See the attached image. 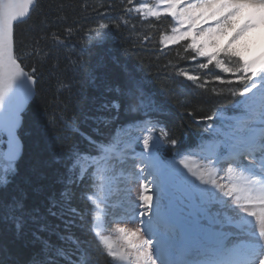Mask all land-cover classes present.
<instances>
[{
	"label": "snow or ice",
	"instance_id": "1",
	"mask_svg": "<svg viewBox=\"0 0 264 264\" xmlns=\"http://www.w3.org/2000/svg\"><path fill=\"white\" fill-rule=\"evenodd\" d=\"M159 2L163 5L162 11L142 4L137 6L138 0L137 4L127 0V7L114 18L115 23L91 28L89 39L93 34L97 40L101 39L105 35L101 29L127 27V22L133 20V11L143 12L157 22H161L162 15L170 17L169 23L174 21L175 26L171 28V35L161 37V46L187 42L186 50L190 49L193 54L191 61L196 63L197 57L204 58L198 62V67L208 71L195 73L188 67L168 66L178 77L204 91H207L209 76L221 85L233 82L241 85L242 112L219 130L214 124L205 125V131L215 133L209 140L212 155L199 158L206 163H200L199 159L192 163V149L196 145L176 149V138L160 118L165 111L163 101L150 95L140 79L126 73L123 85L114 88L105 85V91L114 92L115 96L100 97L95 114L86 112L77 120L68 117L65 110L63 119L54 116L45 121L44 128L48 130L59 120L66 134L60 137L63 143L51 152V164L57 166L56 182L62 188L48 195L47 207L41 212L39 208L26 206L28 193L15 183L22 155V144L18 143L16 133L40 78L39 67L27 61L43 56V50L29 51L27 45L18 42L16 30L31 18L39 0H0V132H7L9 137L6 164L0 174V221L11 220L17 239L30 236L25 246L34 249L27 260L20 261L6 246L0 245V264H94L92 254L71 230L75 219L81 215V210L73 203L75 190L85 186L80 199L91 205L90 211L94 214L100 203L96 189L105 179H118V173L129 164L128 157L133 158L132 163L139 159L143 165L136 174L140 181V211L134 216L140 219L130 221L137 225L134 228L117 226L118 240L100 231L93 232L97 253L110 258L107 264H264V130L259 137L253 131L257 118L264 129V55L247 60L231 49V43L220 49L213 39L239 18H243L244 23L232 41L264 25V0ZM209 19L216 21L215 26H199L200 21ZM66 31L71 36L74 26H68ZM50 38L55 44L64 43L57 33H52ZM233 58H236L235 64L229 66ZM86 69L85 62H72V79L66 85L70 92ZM86 74L98 88L96 77ZM81 95L77 92V99ZM122 108L131 118L117 123ZM187 114L193 115L191 111ZM216 118L217 114L213 113L202 119ZM89 121L95 127L85 131L81 124ZM102 127L111 131L102 132ZM126 129H135L138 134L129 133L126 139L119 138L118 133ZM165 140L176 149L171 158L162 151ZM84 157L89 159L87 169L80 167ZM226 212L229 214L224 215ZM252 218L259 229L258 239L254 241L247 240L244 232ZM233 219L239 232L226 230ZM28 222L34 227L26 231ZM119 223L122 222L117 221Z\"/></svg>",
	"mask_w": 264,
	"mask_h": 264
},
{
	"label": "trees",
	"instance_id": "2",
	"mask_svg": "<svg viewBox=\"0 0 264 264\" xmlns=\"http://www.w3.org/2000/svg\"><path fill=\"white\" fill-rule=\"evenodd\" d=\"M134 4H137V0H134ZM139 4L153 9L158 7L156 0H138L137 6ZM126 7L127 0H39L31 18L16 30L17 41L27 45L29 51L33 48L38 53L43 50V56L37 55L27 61L39 67L40 78L35 87L34 98L22 114L23 123L18 130L22 155L17 164L19 174L15 177V183L27 191L26 206L30 209L39 208L44 212L48 195L62 188L56 182L57 166L51 164V152L55 146L63 143L60 137L66 133L59 120L45 130V121L54 116L63 119L65 110L68 117L77 120L82 119L86 112L95 114L94 109L100 103V97L111 99L115 96L114 92L105 91V85L113 88L123 85L126 73L140 79L150 95L163 101L165 111L160 118L176 138V149L195 144L193 152L203 149L209 143L212 132L205 131V125L214 124L219 127L222 121L218 117L212 121H204L203 117L213 113L236 117L242 112L241 85L235 82L221 85L209 76L206 78L209 81L205 86L207 91H204L194 88L185 78L178 77L174 69L168 66L188 67L195 73L208 71L198 67V62L204 58L197 57L196 63L191 61L193 54L190 49L186 50L187 42L181 41L178 45L166 48L161 46V37L171 35V28L175 26L174 21L169 23L170 17L162 15L161 22H157L156 18L144 16L143 12L137 14L133 11V20L127 22V27L101 29L105 33L101 39L97 40L94 34L89 39L91 28L104 23L114 24V18L120 16ZM68 26H74L71 36L66 31ZM52 33L59 34L64 43L55 44L50 38ZM235 59L229 66H234ZM73 61L86 63V73L96 77L98 88L91 83L86 73H82L72 91L67 89L66 85L73 75L70 71ZM77 92L82 94L79 99ZM93 98H96L95 103L92 102ZM189 111L192 116L187 114ZM130 118L122 108L117 123ZM196 121H200L199 124ZM81 127L90 131L95 125L89 121L81 124ZM101 131L107 133L111 129L102 127ZM121 133H118V137ZM3 149L0 147V174L6 164ZM176 149L165 140L162 151L166 156L171 158ZM85 160L89 161L84 157L80 161L81 168ZM34 188L42 191L34 192ZM85 190V186L75 190L76 199L73 203L81 210V215L75 219L71 230L92 254L94 264H107L110 258L97 253L96 238L93 235L98 210L96 208L93 214L90 211L91 205L80 199L81 192ZM96 191L98 194V188ZM49 219L56 223L53 218ZM33 227L31 222L25 225L26 231ZM28 239L30 236L17 239L11 220L0 221V245L6 246L20 261L27 260L34 251L25 246Z\"/></svg>",
	"mask_w": 264,
	"mask_h": 264
},
{
	"label": "rangeland",
	"instance_id": "3",
	"mask_svg": "<svg viewBox=\"0 0 264 264\" xmlns=\"http://www.w3.org/2000/svg\"><path fill=\"white\" fill-rule=\"evenodd\" d=\"M156 1L158 5L156 9H161L162 11L163 5L160 4L159 0ZM243 23V18L236 19L233 21V25L231 28L224 29L223 34L214 36L213 39L215 40L218 48L223 49L224 47L229 46V44L231 43V49L239 52L241 56L247 60H252L261 55H264L260 49L258 50L256 43L252 40L254 39V35L252 32L253 30L246 32L235 41H232V37L235 35V32L239 30ZM209 24L215 26L216 21L209 19L207 20V22H205L202 20L200 21L199 26L206 28ZM243 102L244 97L241 101L242 110ZM217 117L222 121V125L217 127L218 130L230 124L232 122V118H234L227 117L224 114H218ZM262 130L264 129L261 128L260 122L257 118V122L253 130L254 134L259 137ZM129 133L132 135L138 134L135 129H126L123 133L120 134L119 138L126 139ZM157 134L159 133L157 132ZM214 135L215 133L212 132V138L214 137ZM3 153L5 154L4 149ZM193 153V159L192 161H190L192 163H195V161L201 157L212 155V153L209 151V143L206 144L203 149L194 151ZM132 159V157H128L129 163L132 162ZM199 162L206 163L207 161L205 159H199ZM135 163H137V165L133 167L129 175L124 176L123 171H121L118 173V179H105L98 186L100 203L97 206L98 215L96 224L94 226V232L100 231L111 236L113 240H118L119 236L115 232V228L117 226L126 228H134L137 226L135 223H132L130 221L132 219H140L138 216H134V213H138L140 211V208L138 207V192L140 181L138 180L136 174L140 172V169L141 167H143V165L140 163L139 159H136ZM88 166L89 161L85 160L82 162L83 169H87ZM258 167L259 165H257V168ZM108 211H111V213L107 215ZM112 212H114L115 214V218L113 217L114 219L110 218ZM228 214L229 213L227 212L224 213V215ZM144 219L147 218L145 217ZM117 221H121L122 223L117 224ZM226 230L232 233L240 231V229L236 227L235 219H233V224L231 225V227L226 228ZM258 230V224L255 222V219L252 218V223L244 229V232L246 234L245 238L247 240L253 241L258 239Z\"/></svg>",
	"mask_w": 264,
	"mask_h": 264
},
{
	"label": "bare ground",
	"instance_id": "4",
	"mask_svg": "<svg viewBox=\"0 0 264 264\" xmlns=\"http://www.w3.org/2000/svg\"><path fill=\"white\" fill-rule=\"evenodd\" d=\"M253 35L254 39H252L256 46L258 47V50L260 49L264 54V25L259 26L256 29H253ZM253 52V51H252ZM137 163H129L128 166L123 170V175L127 176L132 171L133 167L136 166ZM121 189V188H120ZM111 213V211L107 212V215ZM121 214V213H120ZM115 216L114 212H112L110 218H113ZM112 231V230H111Z\"/></svg>",
	"mask_w": 264,
	"mask_h": 264
},
{
	"label": "water",
	"instance_id": "5",
	"mask_svg": "<svg viewBox=\"0 0 264 264\" xmlns=\"http://www.w3.org/2000/svg\"><path fill=\"white\" fill-rule=\"evenodd\" d=\"M35 87H36V85L34 86V90H35ZM22 123H23V119H22ZM20 129V128H19ZM18 129V130H19ZM18 130H17V136H18ZM0 134L2 135V137L3 138H5V154L9 151V145H8V139H9V137H8V133L7 132H0ZM19 137V136H18ZM18 143H20L21 144V142H20V139L18 138ZM5 154H4V157H5Z\"/></svg>",
	"mask_w": 264,
	"mask_h": 264
},
{
	"label": "flooded vegetation",
	"instance_id": "6",
	"mask_svg": "<svg viewBox=\"0 0 264 264\" xmlns=\"http://www.w3.org/2000/svg\"><path fill=\"white\" fill-rule=\"evenodd\" d=\"M5 138L2 137V135L0 134V147H3L5 149Z\"/></svg>",
	"mask_w": 264,
	"mask_h": 264
}]
</instances>
